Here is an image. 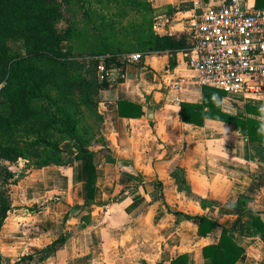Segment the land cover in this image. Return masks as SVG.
<instances>
[{"label": "crops", "instance_id": "1", "mask_svg": "<svg viewBox=\"0 0 264 264\" xmlns=\"http://www.w3.org/2000/svg\"><path fill=\"white\" fill-rule=\"evenodd\" d=\"M222 2L152 0L157 33L187 30L204 3ZM186 60L180 51L171 66L167 52L149 51L111 69L121 80L100 90L102 141L88 145L97 153L92 201L82 196L79 161L28 170L0 228L2 264L22 255L31 256L18 264H171L181 254L186 264H203V247L218 242L222 227L243 250L233 264H264V142L224 120L181 119L180 102L202 101ZM118 100L140 104L141 115L120 116ZM247 106L264 109V92L221 100L227 114L264 121ZM199 216L219 226L200 234Z\"/></svg>", "mask_w": 264, "mask_h": 264}, {"label": "trees", "instance_id": "2", "mask_svg": "<svg viewBox=\"0 0 264 264\" xmlns=\"http://www.w3.org/2000/svg\"><path fill=\"white\" fill-rule=\"evenodd\" d=\"M69 0H0V80L3 86L0 90V102L7 105V111L0 113V159L16 161L24 154L17 146L3 139L4 135L22 130L25 135L35 136L31 144L44 143L53 148V153L41 161H35V167L49 164L67 165L70 158L80 162V180L82 196L86 203L94 197L97 153L89 148L87 141L78 134L77 121L72 113L71 99L67 97L52 98L47 88L61 83L60 45L65 35L57 28L61 18L63 3ZM255 7L264 8V0H255ZM188 30L159 34L150 27L144 44L147 51H165L169 55V64H175L176 54L186 51L191 45ZM9 40L20 41L25 54L11 55ZM115 55L103 60L104 69L116 67L119 71L125 65L115 62ZM36 61L46 62L41 67ZM95 68L98 61L94 62ZM121 77L117 79L120 81ZM111 80L104 77L97 80L93 71L88 75L77 74L76 90L82 103L95 111L98 103V92L109 88ZM202 101L199 103L180 102L181 119L185 122L203 124L205 118L220 119L247 129L248 136L264 142V121L252 117L230 115L222 111L221 100L225 92L216 87H202ZM253 113L264 117V109L247 106ZM118 114L127 117H139L142 112L140 104L127 101H117ZM34 119V126L30 120ZM56 134L61 137H56ZM68 138L72 141L68 146V157L58 144L59 139ZM29 146V145H28ZM32 156H38L35 153ZM5 179L13 177L14 173L4 170ZM28 212L39 210L36 205L23 206ZM14 208L5 189L0 192V228L8 212ZM186 218L190 215L183 214ZM219 224L205 216H199L198 231L207 234ZM264 239V226H259ZM230 228L222 227L219 240L215 244L203 247V264H233L241 255L242 248L229 235ZM65 241L64 236L55 239L48 248L54 251ZM31 255L20 256L14 264L24 261ZM186 255H178L171 264H186ZM1 264V256H0Z\"/></svg>", "mask_w": 264, "mask_h": 264}, {"label": "rangeland", "instance_id": "3", "mask_svg": "<svg viewBox=\"0 0 264 264\" xmlns=\"http://www.w3.org/2000/svg\"><path fill=\"white\" fill-rule=\"evenodd\" d=\"M61 9L62 15L57 22V28L65 35L60 45V57L64 61L60 67L62 85H50L47 93L52 98L67 97L72 100L71 111L77 121L78 134L88 144L93 145L102 141L97 137L96 131L98 116L82 103L76 90L77 74L88 75L94 71L98 81H101L102 75L108 80L112 77L116 80L117 74H110L112 68L101 70L103 60L115 55V62H123L132 54L147 53V44H144L146 35L150 27L155 31L154 26L158 25L159 19L152 0H69L62 4ZM8 44L11 55L26 53L20 41L9 40ZM95 61H98L96 68ZM36 62L41 67L46 66V62ZM6 111L7 105L0 102V113ZM34 123L35 120L31 119L29 124L34 126ZM34 137L25 135L22 130H16L3 137L24 154L13 162L0 159V192L5 189L12 203L18 199L17 193L20 191L17 187L23 184L21 180L28 175V170L37 168L35 161H41L54 152L51 146L44 143L31 144ZM56 137L61 136L56 134ZM70 143L72 141L68 138H60L58 141L64 149L65 157L69 155ZM35 153H38V156H32ZM70 161L72 162V157ZM5 169L14 173L8 180L5 179ZM2 263L4 261H1Z\"/></svg>", "mask_w": 264, "mask_h": 264}, {"label": "built area", "instance_id": "4", "mask_svg": "<svg viewBox=\"0 0 264 264\" xmlns=\"http://www.w3.org/2000/svg\"><path fill=\"white\" fill-rule=\"evenodd\" d=\"M200 9L187 28L191 45L184 51L197 83L226 94L264 92V8L255 7L253 0H224L204 3ZM141 56L130 58L137 61ZM180 80L173 88H179ZM2 86L0 80V90Z\"/></svg>", "mask_w": 264, "mask_h": 264}]
</instances>
